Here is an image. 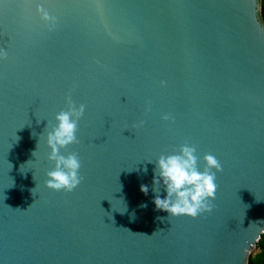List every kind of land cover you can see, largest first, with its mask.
I'll list each match as a JSON object with an SVG mask.
<instances>
[{
	"label": "water",
	"instance_id": "1",
	"mask_svg": "<svg viewBox=\"0 0 264 264\" xmlns=\"http://www.w3.org/2000/svg\"><path fill=\"white\" fill-rule=\"evenodd\" d=\"M261 10L262 0H0V264H248L264 233ZM69 94L85 105L78 143L61 149L81 161L71 192L45 184L49 122ZM185 143L201 170L208 153L222 166L210 211L196 216L153 203L166 194L155 160Z\"/></svg>",
	"mask_w": 264,
	"mask_h": 264
},
{
	"label": "clouds",
	"instance_id": "2",
	"mask_svg": "<svg viewBox=\"0 0 264 264\" xmlns=\"http://www.w3.org/2000/svg\"><path fill=\"white\" fill-rule=\"evenodd\" d=\"M36 12L44 21H55L42 2L37 3ZM258 21L261 27H264V13L258 17ZM6 55V50L0 48V58ZM66 100L67 110L55 114V123L49 122L51 131L47 134L46 143L51 149L48 159L54 162V167L46 173L45 184L56 191L71 192L83 180L80 174L81 161L76 152L64 155L61 149L78 143V122L85 112V105H77L70 94ZM168 118L167 115L164 116V119ZM196 151L194 145L185 143L178 151L162 153L157 157L153 182L162 184L166 194L153 197L156 209L171 215L190 216H196L201 211H210L209 200L214 199L217 189L216 172L221 171L222 166L213 154L208 153L203 156L205 167L201 170L198 167ZM140 190L147 194L148 185L141 184ZM141 206L147 207L146 204Z\"/></svg>",
	"mask_w": 264,
	"mask_h": 264
},
{
	"label": "trees",
	"instance_id": "3",
	"mask_svg": "<svg viewBox=\"0 0 264 264\" xmlns=\"http://www.w3.org/2000/svg\"><path fill=\"white\" fill-rule=\"evenodd\" d=\"M264 13V0H262L261 14ZM258 251L251 253L248 264H264V233L256 244Z\"/></svg>",
	"mask_w": 264,
	"mask_h": 264
},
{
	"label": "rangeland",
	"instance_id": "4",
	"mask_svg": "<svg viewBox=\"0 0 264 264\" xmlns=\"http://www.w3.org/2000/svg\"><path fill=\"white\" fill-rule=\"evenodd\" d=\"M256 251H258L257 247L255 246L254 249H253V252L252 253H255Z\"/></svg>",
	"mask_w": 264,
	"mask_h": 264
}]
</instances>
